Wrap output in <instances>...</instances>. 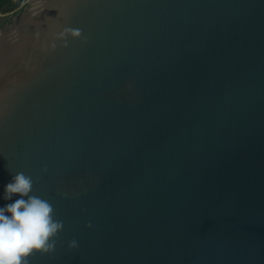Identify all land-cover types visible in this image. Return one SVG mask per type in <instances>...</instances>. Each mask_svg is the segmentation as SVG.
<instances>
[{"label": "water", "instance_id": "1", "mask_svg": "<svg viewBox=\"0 0 264 264\" xmlns=\"http://www.w3.org/2000/svg\"><path fill=\"white\" fill-rule=\"evenodd\" d=\"M16 172L63 223L29 264H264V0H26L0 193Z\"/></svg>", "mask_w": 264, "mask_h": 264}, {"label": "clouds", "instance_id": "2", "mask_svg": "<svg viewBox=\"0 0 264 264\" xmlns=\"http://www.w3.org/2000/svg\"><path fill=\"white\" fill-rule=\"evenodd\" d=\"M31 190L32 178L16 172L0 193L5 201L0 205V264H29L32 254L50 253L51 238L63 227L54 218L51 203ZM75 244L73 240L68 246Z\"/></svg>", "mask_w": 264, "mask_h": 264}, {"label": "trees", "instance_id": "3", "mask_svg": "<svg viewBox=\"0 0 264 264\" xmlns=\"http://www.w3.org/2000/svg\"><path fill=\"white\" fill-rule=\"evenodd\" d=\"M25 5L26 0H0V12L5 14L2 21H0V28L4 24L9 23L14 16L18 15Z\"/></svg>", "mask_w": 264, "mask_h": 264}, {"label": "crops", "instance_id": "4", "mask_svg": "<svg viewBox=\"0 0 264 264\" xmlns=\"http://www.w3.org/2000/svg\"><path fill=\"white\" fill-rule=\"evenodd\" d=\"M2 11V10H1ZM1 13V12H0Z\"/></svg>", "mask_w": 264, "mask_h": 264}]
</instances>
